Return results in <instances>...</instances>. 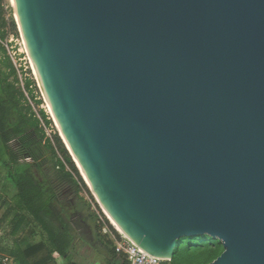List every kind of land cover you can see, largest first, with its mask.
<instances>
[{"label": "water", "instance_id": "95a60500", "mask_svg": "<svg viewBox=\"0 0 264 264\" xmlns=\"http://www.w3.org/2000/svg\"><path fill=\"white\" fill-rule=\"evenodd\" d=\"M16 5L68 152L125 235L159 260L206 234L223 246L208 264H264V0Z\"/></svg>", "mask_w": 264, "mask_h": 264}, {"label": "trees", "instance_id": "16d2710c", "mask_svg": "<svg viewBox=\"0 0 264 264\" xmlns=\"http://www.w3.org/2000/svg\"><path fill=\"white\" fill-rule=\"evenodd\" d=\"M5 12L4 0H0V164L7 171L8 181L16 188L8 211L12 214L14 234L35 222L47 235L46 242L27 249L21 248L16 239L5 252L14 257L17 264H46L53 254L67 257L73 240L70 225L73 204L84 205L80 191L88 190L61 138L56 131L52 136L46 134L19 85L16 70L1 43L9 34L18 36L15 19L6 18ZM33 84V80L26 79L24 87L37 105L41 100L35 99ZM38 113L46 126L52 124L44 111ZM84 210L87 213L88 207ZM108 228L116 235L111 226ZM107 243L113 242L108 240ZM42 249L47 255L31 263L29 258ZM112 251L116 253L113 246ZM112 251L109 250V254L112 253L109 263L119 264ZM222 251L219 240L206 234L186 237L166 263L208 264ZM117 255L122 261L120 264H128L123 255Z\"/></svg>", "mask_w": 264, "mask_h": 264}, {"label": "rangeland", "instance_id": "374dc122", "mask_svg": "<svg viewBox=\"0 0 264 264\" xmlns=\"http://www.w3.org/2000/svg\"><path fill=\"white\" fill-rule=\"evenodd\" d=\"M4 8L6 11L5 17L10 18L13 16L14 18L15 14L11 5V0H4ZM10 36L11 34H9L7 38ZM13 38H16V36L14 35ZM29 104L31 103L29 102ZM33 106L35 112L38 111V107L34 104ZM52 125L58 134L53 121ZM40 176L41 175H39V177ZM86 188L88 192L84 189H81L80 191V195L83 196L86 203H84V205L81 202L73 204L71 212L72 215L70 217L73 240L67 257L63 258L57 254H53L52 258L49 259L46 264H110L109 260H111L112 253L109 254V250L112 251L114 241L113 233H111L108 226H111L116 233L118 231L113 227L107 216L103 213L94 195L90 189H88V185ZM15 194L16 188L8 181L7 171L5 167L0 164V257L3 255H9L5 252V249H10L16 239L23 249L38 246L42 242L44 243L47 241L45 231L35 222L26 226L17 234L12 232V214L8 210H10L9 208L13 205V197ZM87 207L88 212L86 213L84 208ZM105 230H107V232H105ZM108 240H112L113 243L109 245L107 243ZM46 255V250L42 249L35 256L29 258V261L34 263ZM113 256L119 260V264L122 262L116 253L113 252Z\"/></svg>", "mask_w": 264, "mask_h": 264}, {"label": "built area", "instance_id": "2783aa9c", "mask_svg": "<svg viewBox=\"0 0 264 264\" xmlns=\"http://www.w3.org/2000/svg\"><path fill=\"white\" fill-rule=\"evenodd\" d=\"M13 36L14 35L11 34L9 38H6L5 41H1V42L4 45L7 54L16 70L20 87L23 90L29 102L31 103L33 109H34L33 104L34 105L36 104L30 99L28 92L24 87V83L26 79H31L35 82V84H33L35 99L41 100V103L36 105L38 107V111H36V114L37 117L40 119L46 134L48 136H52V134L55 132L53 125L51 124L50 126H46L41 116L38 113L39 110L44 111V113L47 116V119H50L51 122L53 121L47 102L45 101L44 97L42 96L39 90L38 83L35 78V73L32 68V62L27 54L23 42V38L21 37L19 31H18V36L15 35L16 38H13ZM105 232H107V230H105ZM117 233L116 235L113 234L115 252L119 255H123L127 260L128 264H167L166 262H169L167 260H159L158 258L148 254L138 245H136L131 239L120 233L118 234ZM0 264H17V263L13 258L5 255L0 258Z\"/></svg>", "mask_w": 264, "mask_h": 264}, {"label": "bare ground", "instance_id": "6f19581e", "mask_svg": "<svg viewBox=\"0 0 264 264\" xmlns=\"http://www.w3.org/2000/svg\"><path fill=\"white\" fill-rule=\"evenodd\" d=\"M11 5L14 7V12H15V13H14V14H15L14 16H15V19H16V21H17V23H18V28H19V30H20V29H21V24H20L19 15H18V12H17L16 0H11ZM23 42H24V40H23ZM25 43L27 44L26 41H25ZM25 43H24V44H25ZM26 44H25L26 50L29 52L28 47H27ZM30 60H31V59H30ZM31 62H32V60H31ZM32 68H33V71H34L35 75L39 78V74H38L39 71L36 69V67H35L33 64H32ZM48 106H49V110H50V114H51V117H52V119H53V122H54V124H55V125L57 126V128H58V130H59V132H60V134H61L62 140H63V142H64V144H65L67 150H68L71 154H73V150H72V148H71V146H70V144H69V142H68V140H67L66 135L64 134L62 128H60V126L58 125V122H57V119H56V117H55V114H54V111H53L52 106H51L50 104H48ZM73 155H74V154H73ZM75 161H76L77 167L79 168L81 174L84 176V178H85V180H86V182H87V185H88L89 189L91 190L92 194L94 195V197H95L97 203L100 205V207H101L103 213L107 216V218L109 219V221H110V223L113 225V227H114V228H115L120 234L126 236V235H125V232L123 231V229L121 228V226H120V225L117 223V221H116V220H115V219H114V218H113V217L107 212V210H106L105 207H104V204L98 199V197H97L95 191H94L93 188H92V185H91V183H90V180H89V178H88V176H87V174H86V172H85V170H84L82 164H81L78 160H75ZM126 237H127V236H126Z\"/></svg>", "mask_w": 264, "mask_h": 264}]
</instances>
